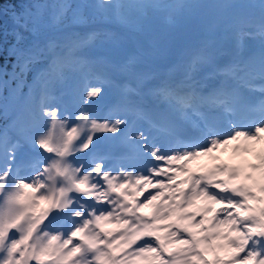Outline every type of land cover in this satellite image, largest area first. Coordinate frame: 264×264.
Wrapping results in <instances>:
<instances>
[{
    "label": "snow or ice",
    "instance_id": "obj_1",
    "mask_svg": "<svg viewBox=\"0 0 264 264\" xmlns=\"http://www.w3.org/2000/svg\"><path fill=\"white\" fill-rule=\"evenodd\" d=\"M204 8L199 44L156 83L142 57L166 55L175 36L114 64L92 49L116 33L73 30L100 17L138 40L160 15L174 26ZM11 18L0 32L13 67L0 76L15 81L0 79V264H264V152L246 166L198 163L264 141V0H33ZM110 89L118 99L100 115Z\"/></svg>",
    "mask_w": 264,
    "mask_h": 264
},
{
    "label": "bare ground",
    "instance_id": "obj_2",
    "mask_svg": "<svg viewBox=\"0 0 264 264\" xmlns=\"http://www.w3.org/2000/svg\"><path fill=\"white\" fill-rule=\"evenodd\" d=\"M177 0L174 2L176 3ZM226 2V0H206L204 5L209 4H215V3H223ZM233 2L237 3H256L258 4L260 0H233ZM211 9H199L196 10L193 17H191L193 14H190L189 11H186L184 15L180 16L177 19V23L173 26H167L169 25L168 22H165L163 24H160L157 29H155L157 32L155 35H158L160 37L166 38L169 35L175 36L177 39L176 41L171 45L169 51L167 52L168 56L164 59H161V62L167 61V65L171 64L172 66L178 62L179 58L182 54L188 52L192 48L196 47L199 44L203 29L208 22L209 16L211 14ZM96 22V20H94ZM88 25H92L91 22H88ZM153 30L152 32H154ZM165 46V41L161 40V47ZM141 48V47H140ZM136 56H139L141 54L140 51H136ZM151 58V57H150ZM166 65V64H165ZM143 70H151V71H157L159 68L155 66H148V67H142ZM160 72V77L166 76L167 72L166 70L157 71ZM116 146H114V149H120L119 143H115ZM253 151L247 152V153H237L233 150L232 146H228L227 149L220 148L217 149L212 155L219 157L218 160H213L211 156H205L200 158L199 165L203 166H211L213 163H217L218 161L221 163H228L230 165H248V164H255L260 163V153L264 152V141L260 142H254L253 144ZM193 167H196V165H193ZM203 168V167H202ZM204 169V168H203ZM251 171V169H248ZM259 175V173H257ZM167 191H170L167 190ZM214 207H220V205H214Z\"/></svg>",
    "mask_w": 264,
    "mask_h": 264
},
{
    "label": "rangeland",
    "instance_id": "obj_3",
    "mask_svg": "<svg viewBox=\"0 0 264 264\" xmlns=\"http://www.w3.org/2000/svg\"><path fill=\"white\" fill-rule=\"evenodd\" d=\"M174 0H165V2L167 3H172ZM41 2H47V3H59L61 2V0H41ZM67 2L75 5V4H79V3H88V4H95L98 2V0H67ZM123 2H130V0H123ZM181 2L183 3H199V4H204L206 2V0H181ZM196 10H191L189 11L190 14L195 13ZM194 14L191 16L193 17ZM95 24H93V26H96L99 22L102 24H100V27L104 29V31H112L114 33L117 34V39L115 41L113 40H106V39H101L99 41H97L96 45L94 46V48L92 49V54L98 57H104L106 58L108 61H110L111 63L114 64H119L120 62H123V57L125 56V54L127 52H134L135 49L137 48V45L139 46H143L144 48H147V40L151 39V38H156L160 41L161 44V40L163 39L165 41V38L160 37L158 35H155V33L157 32L155 29L158 28V26L162 23L163 21V15H160L156 18H154L151 22V28L149 30V33L146 36H141L139 37L138 40H133L130 38L131 34L129 33L128 29H126L125 27L115 23V22H107L104 21L102 18L97 17ZM94 20L90 19L89 22H93ZM87 24L84 25H77L74 27L73 30L78 31L83 33L84 30L87 27ZM153 30H155L154 32H152ZM103 32V31H102ZM168 56V54L163 55V56H158V57H142V62L140 67H148V66H155L157 68H159V70L157 71H161L164 68V65L167 63V61H165L164 63L161 62V59H165ZM160 73V72H159ZM117 97V93L115 91V89H110L107 92V97L105 102H107L109 99H113ZM104 102V103H105ZM103 103V104H104ZM102 104V105H103ZM99 106V108L97 110H100L101 106ZM99 113V112H98ZM4 126H1L0 128L2 129ZM105 137H107L110 134H104ZM118 141H114V140H109L107 138H105L104 140L101 141V146L102 147H107V146H115V143Z\"/></svg>",
    "mask_w": 264,
    "mask_h": 264
},
{
    "label": "trees",
    "instance_id": "obj_4",
    "mask_svg": "<svg viewBox=\"0 0 264 264\" xmlns=\"http://www.w3.org/2000/svg\"><path fill=\"white\" fill-rule=\"evenodd\" d=\"M30 2H33V0H0V8L5 10L6 14L9 17H12L13 11H19L22 5ZM13 27L14 26L11 23L7 22L0 15V32L6 29L9 33H11ZM9 42L15 43V37L9 36ZM0 70L7 71L8 73H11L13 71L12 63L7 57H0ZM33 75L34 73L29 72L27 74V78H32ZM0 79L8 80L10 88L15 87V81L12 80L10 76H0ZM25 90L26 88L24 89V91ZM4 94H8L6 90ZM0 120L5 121V118L2 114H0Z\"/></svg>",
    "mask_w": 264,
    "mask_h": 264
},
{
    "label": "water",
    "instance_id": "obj_5",
    "mask_svg": "<svg viewBox=\"0 0 264 264\" xmlns=\"http://www.w3.org/2000/svg\"><path fill=\"white\" fill-rule=\"evenodd\" d=\"M4 16V14H2Z\"/></svg>",
    "mask_w": 264,
    "mask_h": 264
}]
</instances>
